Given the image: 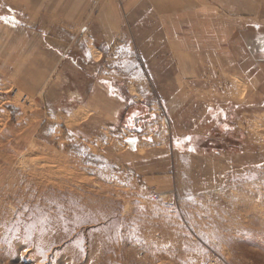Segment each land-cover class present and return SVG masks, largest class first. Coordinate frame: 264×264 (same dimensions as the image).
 I'll use <instances>...</instances> for the list:
<instances>
[{
  "label": "rangeland",
  "instance_id": "374dc122",
  "mask_svg": "<svg viewBox=\"0 0 264 264\" xmlns=\"http://www.w3.org/2000/svg\"><path fill=\"white\" fill-rule=\"evenodd\" d=\"M127 5L0 0V264H264V0Z\"/></svg>",
  "mask_w": 264,
  "mask_h": 264
},
{
  "label": "crops",
  "instance_id": "0c3cea01",
  "mask_svg": "<svg viewBox=\"0 0 264 264\" xmlns=\"http://www.w3.org/2000/svg\"><path fill=\"white\" fill-rule=\"evenodd\" d=\"M131 1L132 0H29L30 3H36L40 13L43 15L39 24L43 21L48 23L49 21L55 22V20L63 24L75 25L82 28L91 24L94 27H98L99 32H105L107 30L106 26L109 25L111 33L112 28L122 26L123 23H121V18L123 19V15L125 16V8L126 6L128 7L127 4ZM180 7L178 12L187 14L181 5ZM179 14L176 15L177 19L178 16L180 17ZM203 17L204 19H208V15H204ZM90 19L93 21H90ZM203 22V25L207 27L208 20H204ZM189 47L190 51H195L192 53L196 58L202 55L201 52H208L202 44L196 45V47L190 45ZM191 62L189 63L191 64Z\"/></svg>",
  "mask_w": 264,
  "mask_h": 264
},
{
  "label": "flooded vegetation",
  "instance_id": "af4514ba",
  "mask_svg": "<svg viewBox=\"0 0 264 264\" xmlns=\"http://www.w3.org/2000/svg\"><path fill=\"white\" fill-rule=\"evenodd\" d=\"M144 117H146V114L145 115H141V116L133 117L134 118L133 125H134V129L136 131H140L142 129L143 125L145 126L146 122L143 121Z\"/></svg>",
  "mask_w": 264,
  "mask_h": 264
},
{
  "label": "water",
  "instance_id": "95a60500",
  "mask_svg": "<svg viewBox=\"0 0 264 264\" xmlns=\"http://www.w3.org/2000/svg\"><path fill=\"white\" fill-rule=\"evenodd\" d=\"M256 43L258 45L257 53L259 55H264V36H261L260 38H258Z\"/></svg>",
  "mask_w": 264,
  "mask_h": 264
}]
</instances>
